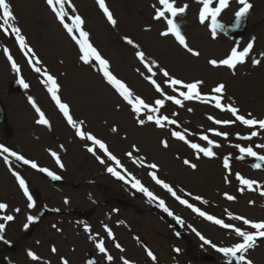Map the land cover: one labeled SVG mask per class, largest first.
<instances>
[{
  "label": "rangeland",
  "instance_id": "rangeland-1",
  "mask_svg": "<svg viewBox=\"0 0 264 264\" xmlns=\"http://www.w3.org/2000/svg\"><path fill=\"white\" fill-rule=\"evenodd\" d=\"M7 2L14 16L9 25L21 30L26 45L33 52L21 51L10 28L4 30L0 14V101L6 110L7 130L0 127V146L48 169L61 179L52 183L41 172L0 152V203L8 206L6 211L0 212V223L4 224V232L0 233V264H61L65 259L68 264H85L90 253L97 264H123L124 259L130 264H220L226 257L211 245L231 247L241 242V238L181 205L151 179L149 172L156 171L160 180L194 207L243 230L254 231L240 221L229 219V214L264 221V196L260 194L264 191V173L251 169V157L237 159L239 151L235 145L252 147L258 155H264V149L256 147L264 144V130L253 129L259 132L256 137L250 141L241 140L237 134L249 135L248 128L239 122L214 124L209 116L221 121L234 120V117L214 108L212 103L195 100L183 101V107L165 101L160 112L153 114L174 119L176 125L156 128L142 113L146 123L140 126L131 107L105 81L100 66L95 61L84 64L80 60L78 46L46 0ZM69 2L75 11L67 4L65 11L69 16L82 18V27L89 33L90 43L108 61L111 73L132 91L134 99L139 97L149 105H153L155 99H163L148 82L147 77L152 73L135 55L137 51H143L146 60L155 63L152 78L165 94L178 96L169 87L168 78L162 75L161 69L185 83L202 80L200 92L205 95H210L213 87L223 83L226 87L222 103L234 105L242 115L251 113L256 119H264V0H250L253 7L246 16V27L240 38L235 36L232 39L218 32L216 38H212L208 22L199 23L201 5L197 0H175L178 7L188 5L186 13L177 19L189 46L200 53L198 57L190 55L173 37L160 36L166 24L163 20L153 19L156 8L162 7L158 0H105L117 22L115 27L108 23L96 0ZM238 8L235 0H230V6L218 17L220 23L232 24ZM65 22L71 24L67 17ZM74 34L78 36V33ZM125 38H130L139 47L128 45ZM249 42H253V49L234 71L209 65V60H222L233 47L242 51ZM5 48L19 71L12 68L4 55ZM29 59H38L40 64L37 66L56 79L58 95L69 105L73 119L82 122V131L105 143L123 168L163 199L174 216L182 220L179 225L183 239L176 236L172 227L176 221L162 212L155 202H149L130 184L125 185L107 172V167L115 165L107 160L98 146L76 137L75 130L56 108L41 83L42 76L34 71ZM256 59L262 63L253 66L252 60ZM21 79L29 85L27 89L18 83ZM12 84L20 85L22 92L7 93ZM29 98L45 113L50 128L36 123L38 117ZM113 127L118 131L112 132ZM171 130L185 134L186 139L201 147L208 145L199 137L207 135L220 147L213 149V158L200 153L198 159L193 149L171 136ZM212 130L228 133L227 139L213 135ZM164 140L168 143L167 148L161 143ZM88 147H93L95 155L87 151ZM52 152L59 156L63 167L57 165ZM130 152L131 158L127 155ZM97 156L106 163L101 164ZM225 157L230 158V169L223 167ZM185 159L196 168L185 165ZM148 164H156L158 168L150 169L146 166ZM12 171L25 180L33 198V208L27 207V198ZM237 173L255 181L254 189L249 191L244 187L241 190ZM225 193L235 199L227 200ZM81 211L88 212L84 221L80 217ZM4 215H13L14 220L5 221ZM29 215L36 219L25 229ZM105 226L112 231L113 238L108 237ZM196 232L211 245H205ZM99 242H103L107 254L113 258L111 262L96 248ZM117 243L123 251L115 247ZM53 247L57 249L55 253L51 251ZM146 249L155 255L156 261L148 257ZM29 250L39 257L37 261L29 259ZM246 256L253 264H264V242L256 244Z\"/></svg>",
  "mask_w": 264,
  "mask_h": 264
},
{
  "label": "snow or ice",
  "instance_id": "snow-or-ice-1",
  "mask_svg": "<svg viewBox=\"0 0 264 264\" xmlns=\"http://www.w3.org/2000/svg\"><path fill=\"white\" fill-rule=\"evenodd\" d=\"M158 2L159 5L162 7L156 8L153 19L156 21L163 20V22L166 24V28L165 30L160 32V36L173 37L180 47H182L185 51L190 53V55L194 57H198L200 53L189 46L186 37L182 32L180 23L178 22L177 19L178 17L186 13L188 5L185 4L183 6L178 7L176 6L175 0H158ZM235 2L239 5L238 10L234 14L235 23L238 26L245 19V17L253 7V5L251 4L250 0H235ZM46 3L55 14L59 23L64 27L69 37L78 46L79 52L81 54L79 57L80 60L84 64H89L91 61H95V63L100 66V71L103 73V77L105 81L116 91V93L122 98V100L131 107V111L137 117V123L140 126H143L146 123L145 119L142 118L141 115L142 113L146 115L147 122H151L152 124H154L156 128L163 129L168 125H176L177 121L174 119H170L169 117L164 115H153V114L160 112V110L165 105V101H171L172 104L177 105L179 107H183L184 106L183 101L195 100L201 103H212L214 108L219 109L222 112H228L231 114L232 117H234V120L221 121L215 119L213 116H209L208 119L211 120L214 124L229 125L239 122L240 125H243L246 128H248L250 130L249 135L240 136L239 134H237L238 138L241 140L250 141L252 140L253 137H256L259 134V132L253 129L264 130V119H256L251 116V113H249L247 116L242 115L240 114V110L234 105L232 104L226 105L222 103L225 87H226L223 83H220L215 87H213L211 89L210 95H205L200 92V87L203 84L202 80H197L192 83H185L179 79L170 77L169 73L166 70L161 69L160 71L162 72V75L168 78L169 87L172 88V90L176 92L178 96L165 94L161 86L156 82L155 79L152 78L155 75V73L152 72V68L156 66L155 63L154 62L149 63L146 60L145 53L143 51H137L135 55L137 59L145 66V68H147L149 72L152 73L151 76L147 77L148 82L155 88V91L163 97V99H159V98L155 99L153 105H149L145 103V101L139 97H136L134 99L132 91L125 85V83L121 82L117 77H115L114 74L111 73L109 69L108 61L105 60L102 57V55L99 53V51L90 43L89 33L84 31L82 27L83 25L82 18L79 15L69 16V14L65 11L66 4L68 7L72 8L73 11H75L74 6L70 4L69 0H46ZM96 3L98 4L99 8L102 10L104 16L107 18L108 23L113 27H115L117 22L114 19L112 13L106 7L105 0H96ZM197 3L201 5L198 14L199 23L204 25L206 24V22H208V27L210 28L212 38L215 39L217 36V30L223 29L224 27V25L220 23L218 17H220L221 13L230 6V0H197ZM0 14H2V26H4V30L8 31V29L10 28V32L15 36L16 42L19 44L21 51L32 53L33 50L26 45L25 38L21 35V30L15 25H9V21L14 19V16L12 11L10 10V5L7 2V0H0ZM66 17L71 20V26L65 22ZM74 33H78V36L75 35ZM125 42L134 48L139 47L130 38H125ZM252 49H253V42H249L247 46L243 48L242 51L238 50L237 47H233L230 51V54L226 58L219 61L212 59L209 60L208 63L212 68L225 67L229 70L234 71L237 65L243 64L245 62V58L249 56V53L251 52ZM4 55L7 56L9 62L12 64V68L16 71H19L11 55L9 54L8 49L6 48L4 49ZM261 63L262 61L259 59L252 60L253 66H257ZM29 64H32L34 66V71L40 73V75L42 76L41 83L45 86L52 101L55 103L56 108L59 110L60 113H62L67 124L75 130L76 137H78L81 140L90 141L92 145L98 146L99 149L107 157V160L113 162L115 167H111V166L107 167L106 168L107 172L111 176H113L116 180L122 181L125 185L130 184L132 189H134L139 193H142L145 197H147L149 202H155L157 206L160 208V210L166 213L169 217H172L176 221V223L178 224L183 223L179 217L174 216L173 212L169 210L163 199H159L157 196H155L153 192H151L147 187L143 186L142 182L139 179H136L134 176L129 174L126 169L123 168L121 162L118 160V158L115 155H113L109 151L105 143H103L101 140L96 138L94 135L86 134L84 131H82V122L81 123L76 122L73 119V117L70 115L69 105L61 101V98L58 95L59 85L56 79L52 75H50L47 71H44L37 66L40 64V61L38 59L36 60L29 59ZM18 83L25 89L29 87V85L26 84L22 79L18 80ZM185 89L186 91H184ZM178 97H182V99ZM29 103L36 111L38 117L36 123L38 125H42L50 128L49 120L46 118L45 113L36 105L35 101L29 98ZM188 111L191 112L192 109L189 108ZM173 115H175V113ZM111 131L115 133L118 131V129L113 127ZM212 131H213V135L217 137L222 136L225 139H227L228 137V133L226 132H220L215 130ZM171 136L176 140L183 141L191 149H193L195 153L198 154L197 155L198 159L200 158L199 157L200 153H202L204 157L210 159L213 158L215 156V152L213 151V149L220 147L219 144H216L213 140L209 139L207 135H201L199 137L201 141L207 142L208 145L207 147H201L197 143L190 142L188 139H186L185 134H182L179 131L171 130ZM161 143L163 147L165 148L168 147V143L166 140L162 141ZM235 147L238 148L239 151V156L236 157L237 159L244 160L245 157H252L255 158L256 160L264 162V155H258L257 152L254 151L252 147H241L238 144L235 145ZM256 147L260 149H264V144H257ZM133 148L135 151H138V149H135V146H133ZM87 151L95 155L93 147H88ZM0 152L7 153L8 157H13L16 161L20 162L23 165H28L29 167L35 169L38 172L45 173L52 180L61 179V177L55 175L53 172L49 171L48 169L39 167L35 162L29 161L28 159L24 158L22 155H19L14 151H10L7 147L0 146ZM51 155L55 159L57 165L63 167V165L60 162L59 156L55 152H52ZM127 155L130 158L132 157L131 152L127 153ZM96 158L101 164L106 163L104 159L100 158V156H97ZM133 162L136 163L135 160ZM5 163H8L7 158H5ZM184 164L192 169L196 168V165L191 163L187 159L184 160ZM141 166H145V165L142 164ZM146 166L153 170L158 168L156 164H148ZM223 167L225 169H230L229 157L224 158ZM254 167L259 168L260 165L256 164L254 165ZM12 175L15 177L23 195L27 198L28 201L27 207L29 209L33 208L34 207L33 198L32 195H30L29 188L25 180L15 171H12ZM149 176L157 185H159L161 188H163L168 193H170L173 196V198L177 199L181 205L191 209L193 213L197 214L199 217H202L204 220L209 221L212 224L217 225L222 229L231 230L236 237L241 238V242H237L231 247H217L216 245H211V242L209 240H207L199 232H196V235L199 236V238L203 241L205 245H211L218 253L223 254V256L225 257H231L233 260L236 261V264H253V262L247 258L246 253L250 249H253L255 247L258 239L264 238V221L256 222V221H251L239 215L233 216L229 214V219L240 221L244 226H247L249 229L254 231L243 230L241 227H237L233 224L226 223L222 219H218L212 215L207 214L206 212L202 211L200 208L194 207L193 204L188 202V200L180 198L172 187H170L167 183L163 182L158 178L156 171L149 172ZM236 178L239 181L240 185L242 186L241 190H243V188L246 187L249 191H251L254 189V185H256L255 181L242 178L239 173L236 174ZM260 194L264 196V191H262ZM225 198L229 201L235 199L234 196L229 195L227 193H225ZM194 199L201 200L202 203H207L206 201H203L200 197H194ZM65 203H68V201L65 200ZM7 207L8 206L6 204L0 203V212L6 211ZM15 211L18 212L19 209H16ZM35 219H36L35 217L29 215L27 217V223L24 225V228L27 229L30 224L35 222ZM3 220L12 221L14 220V216L4 215ZM53 227L55 228L56 226L53 225ZM85 230L87 231L88 229ZM57 231H60V229H57ZM105 231L107 232L109 238H113L112 231L106 226H105ZM193 231L196 230L193 229ZM3 232H4V224L0 223V233ZM0 239H2V237H0ZM115 247L120 251H123V248L121 247L120 244L118 243L115 244ZM96 248L99 250L100 253L106 255V258L109 262L112 261L113 258L111 257V255L107 254L103 242L96 243ZM51 251L55 253L57 249L53 247ZM174 251L179 252L180 250L174 249ZM146 252L151 260L156 261L157 258L150 250L146 249ZM27 256L32 261H37L39 259V257L30 250L27 252ZM61 264H68V261L66 259L62 260ZM123 264H130V262L127 259H124Z\"/></svg>",
  "mask_w": 264,
  "mask_h": 264
},
{
  "label": "water",
  "instance_id": "water-1",
  "mask_svg": "<svg viewBox=\"0 0 264 264\" xmlns=\"http://www.w3.org/2000/svg\"><path fill=\"white\" fill-rule=\"evenodd\" d=\"M244 25H245V19H244V20H243L238 26H237L236 23H234V24L232 25V27H227V26L225 27V26H224L223 29H218V31L223 32L225 35H231V37H232L233 33H237V32H238V33H242V31L244 30ZM13 90L20 91V88H19L18 86H16L15 84H12V85L10 86L9 91L11 92V91H13ZM0 125H1L3 128H6V127L4 126V110H3V107H2V105H1V103H0ZM256 164H259L260 167H259V168H255L254 165H256ZM252 167H253V169H255V170H261V171H263V170H264V162L255 159V162L252 164ZM46 177H47L49 180H52L50 177H48V176H46ZM52 181H53V180H52ZM82 215H83V216H86L87 213H86V212H83ZM175 227H176V228H179V227L176 226V225H175ZM177 235H178L179 237H182V234H181V233H178ZM90 262L92 263V261H90ZM90 262H89L88 264H90ZM221 264H236V261L233 260L231 257H229L228 260L222 262Z\"/></svg>",
  "mask_w": 264,
  "mask_h": 264
}]
</instances>
